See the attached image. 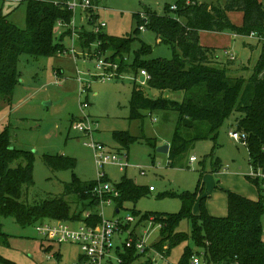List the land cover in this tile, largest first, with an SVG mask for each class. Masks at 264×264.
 Masks as SVG:
<instances>
[{"label": "trees", "instance_id": "obj_1", "mask_svg": "<svg viewBox=\"0 0 264 264\" xmlns=\"http://www.w3.org/2000/svg\"><path fill=\"white\" fill-rule=\"evenodd\" d=\"M175 5L176 9L167 3L163 14L145 8L144 16L140 13L135 15L140 23L136 32L141 26L154 31L158 42L172 46L171 59H144L152 52V48L143 43L132 63L126 62L125 53H130L135 40L132 35L113 38L103 31L95 34L83 30L79 36L82 46L92 50V44L101 41L104 52L112 50L111 58L119 62L121 73L132 72L137 75L141 70L148 72L150 79L146 85L158 91V95H149L141 82H135L130 117L142 118V109L177 112L170 143V164H174L202 140L213 141L215 150L225 121L234 112H239L241 116L237 119L236 128L247 135V148L255 165L264 166V44L249 87L242 96L248 86L246 79L228 73L235 60L223 56V49L204 46L200 42L201 31L230 32L244 37L256 34L264 42V1L226 0L209 3L206 0H177ZM233 11L244 14L242 25H236L230 19L229 13ZM73 14L66 1L28 0L27 26L22 29L0 11V100L11 103L13 99L20 82L18 62L22 54L52 57L66 50L62 40L71 36L72 29L68 25L73 21ZM89 16L90 22L98 18L95 13ZM59 22L67 27L60 34L62 27L59 28ZM10 129V125H6L0 131V244L9 246L10 237L3 231L2 218L11 217L27 227L46 220L78 221L86 211H91L93 215L87 221L93 225L100 223V200L91 191L96 181L84 182L74 177L66 185L63 195L34 205L22 201L24 190L35 183V156L32 151L14 147ZM114 137L124 147L136 140L126 131H115ZM45 161L55 170L74 169L77 165L75 158L60 154L46 155ZM214 164L215 170L219 171V162ZM115 186L120 192V196L115 199L118 209L123 207L125 201H136L147 193L146 187L127 177H123ZM72 193L83 201L77 204L80 208L77 212L66 199V195ZM226 193L229 207L226 216L210 214L205 198L200 201V212L195 214L192 209L196 194L182 193L183 208L179 212L154 216V222L161 225L162 234L154 245L155 249L167 250L169 254L173 247L191 240L199 250L194 251L187 244L179 264H189L194 254L203 255L207 264H264V193L260 189L258 200L236 191L227 190ZM133 213L141 214L137 210H133ZM149 216L146 213L142 218ZM183 220L191 223L189 233L178 230ZM143 255L135 248H126L121 255L122 264H148L149 260ZM3 263L15 264L0 253V264Z\"/></svg>", "mask_w": 264, "mask_h": 264}, {"label": "rangeland", "instance_id": "obj_2", "mask_svg": "<svg viewBox=\"0 0 264 264\" xmlns=\"http://www.w3.org/2000/svg\"><path fill=\"white\" fill-rule=\"evenodd\" d=\"M27 1L0 0V11L8 15L18 27L25 29ZM52 1L74 3V0ZM176 1L94 0V8L78 6L73 14V21L79 26L78 35L72 37L71 32V36L68 35L62 40L67 51L52 57L22 54L18 62L20 82L13 99L11 103L0 100V131L10 125L14 147L32 151L35 156V183L24 190L22 201L34 205L63 195L66 185L72 182L74 177L84 182H92L100 179V172H104L108 182L113 185L119 183L123 177L133 179L138 185L146 187L147 193L136 201H125L121 209H117L116 202L104 204L100 212L109 219L116 215H132L135 219L132 227L136 228L138 235L145 241L150 257L158 259L160 264H179L187 244L191 245L194 251L199 250L190 240L173 247L166 260H161L155 253L154 245L161 239L162 234L160 224L153 222L151 217L156 214L179 212L183 208L182 193L196 194L192 209L195 214L200 212V201L205 198L207 210L214 216L228 214L227 190L236 191L254 200L260 198L259 185L251 176L255 163L250 157L247 144L243 140L236 141L229 135L231 131H237L236 122L241 116L239 112H234L225 121L215 150L213 141L202 140L174 164H170L169 153L161 152L158 148L172 142L177 112H151L142 109V118L131 119L132 90L135 82L140 83V80H137V77L141 78L140 74L124 73L122 78L111 81H93L85 93L79 90L77 69L96 72L95 59L89 56L84 58L82 55L84 51L89 50L82 46L80 31L93 30L96 25L105 22L106 26L102 31L113 38L132 35L135 40L130 53H125V58L127 56L128 59L126 62L132 63L136 51L143 43L152 48V52L144 56V59H171L172 46L158 42L154 31L141 26L136 32L140 23L135 15L140 13L144 16L145 8L163 14L167 3L173 7ZM206 1L211 3L226 0ZM92 13L98 15L93 23L89 21V15ZM61 27L63 31L67 30L64 25ZM61 29L58 34L62 33ZM263 44V40L258 36L233 37L230 51L237 57L229 67L228 73L246 79L248 86L242 96L249 87L255 66L263 53ZM72 49L76 53H73ZM226 49L221 51L223 56H227L224 52ZM56 71H60L61 76L57 77ZM142 87L149 95H158V91L148 85ZM88 116L93 122V139L118 154L120 162L126 165L125 170H121L120 165L115 163H108L103 169L97 167L93 151L86 145L91 139L90 136L73 127V124L83 118L86 120ZM115 131L129 132L136 140L124 147L116 141ZM59 154L75 158L76 167L67 170L50 168L45 161L46 155ZM191 156L197 157V161L191 163ZM216 161L221 166L219 171L215 170ZM150 186H153L155 191H148ZM66 199L72 203L74 210L77 209L76 212L80 210L77 204L83 201H80L77 194H67ZM133 210L141 214H134ZM146 213L150 216L142 218ZM2 224L3 231L10 237L9 246L0 244V253L15 264H73L79 259L78 245L46 239L39 234L36 224L23 227L11 217L2 218ZM191 229L188 220H183L178 228L179 231L188 233ZM262 234L264 238V216ZM127 238L128 234L125 233L119 240L116 239V242L123 244ZM167 243L169 242L165 244Z\"/></svg>", "mask_w": 264, "mask_h": 264}, {"label": "built area", "instance_id": "obj_3", "mask_svg": "<svg viewBox=\"0 0 264 264\" xmlns=\"http://www.w3.org/2000/svg\"><path fill=\"white\" fill-rule=\"evenodd\" d=\"M66 3L73 11H75L78 6L86 8H94L93 6H95L91 0H74L73 4L69 3V1H66ZM173 8L176 9L177 6L174 4ZM58 24L60 27L64 25L62 22H59ZM68 26L72 29V37L76 34L78 35L77 29L79 26L76 25L75 20ZM105 26L106 23L101 22L100 25H96L93 30L90 31L95 34H99ZM251 36L257 35L252 34ZM92 46V50H89L88 52L84 51L82 55L84 58L89 56L91 59H95L96 72H92L90 69L85 71L79 68L77 69V81L79 83V90L81 93H85L91 87L93 81L98 80L107 82L116 78H122L124 74L120 72L119 62L114 61L110 54L103 51L101 48V41H96L92 44ZM66 51L67 50H64L59 53L62 54ZM71 51L76 53L74 49ZM224 52H226V55L230 59L235 60L237 57L228 49ZM140 75L141 77H144V81H142L139 77H137V80L139 79L143 85L146 84L150 79V75L146 70H141ZM84 119L85 118L73 124V127L77 131L90 136L91 139L86 143V145L92 149L97 167L103 169L108 163H115L120 165L121 170H125L126 165L120 162L118 154L114 153L113 150L109 149L102 142L95 141L93 139V122L90 120V117L88 116L86 117V120ZM229 135L232 139L236 141L243 140L245 144H247V135L245 133L235 130L231 131ZM190 161L191 163L197 161V157L191 156ZM251 176L258 183L260 189L264 193V166L255 165ZM106 178L105 173L100 172V179L96 180V184L91 189L92 194L100 200L98 210L99 216L101 217L100 223L96 225L90 224L87 220L92 217L93 212L86 211L78 221L69 222L64 220H46L38 222L36 224L37 231L39 234L51 241L59 243L70 242L78 245L80 248L79 259L73 264H122L123 259L121 255L126 251V248H135L138 252L144 254L143 256L149 260L148 264H160L158 259L150 257L149 249L145 241L138 235L136 228L132 227V223L135 222L132 215L120 217L119 215H116L114 218L109 219L105 218L103 214H101L100 208L104 204L109 205L112 202H115V199L120 196V192L117 190L115 184L113 185L109 183L108 180L103 181V179ZM149 189L152 191L155 188L150 186ZM151 218L154 222V217ZM139 223H141V220ZM125 233L128 234V238L123 244H118L116 239L119 240ZM121 247L123 248L122 251L120 250ZM155 253L161 260H166L167 250L159 251L155 249ZM189 264H207V262L204 260L203 255L194 254L191 257Z\"/></svg>", "mask_w": 264, "mask_h": 264}, {"label": "crops", "instance_id": "obj_4", "mask_svg": "<svg viewBox=\"0 0 264 264\" xmlns=\"http://www.w3.org/2000/svg\"><path fill=\"white\" fill-rule=\"evenodd\" d=\"M223 2H225V1H223ZM242 14H243L242 12L233 11V12L229 13V17L232 20V22L235 23L236 25H242L243 19H244V14L243 15ZM59 28H60V26H59ZM234 36H236V35H234L230 32L201 31L200 32V42L204 46L216 47V48H221V49L227 48L228 50H230V46L233 42ZM107 53L111 55L112 50H109ZM56 74H57V77L61 76L60 71H56ZM153 191H155V189L150 191V192H153ZM250 198L253 199L252 197H250ZM117 209L115 212L116 214L118 213Z\"/></svg>", "mask_w": 264, "mask_h": 264}, {"label": "water", "instance_id": "obj_5", "mask_svg": "<svg viewBox=\"0 0 264 264\" xmlns=\"http://www.w3.org/2000/svg\"><path fill=\"white\" fill-rule=\"evenodd\" d=\"M141 80L144 81V77H141ZM159 151L169 153L170 151V144H164L158 148Z\"/></svg>", "mask_w": 264, "mask_h": 264}]
</instances>
